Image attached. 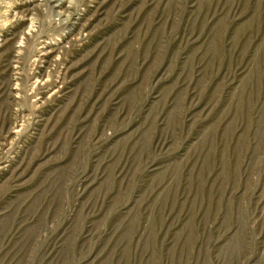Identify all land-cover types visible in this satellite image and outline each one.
I'll list each match as a JSON object with an SVG mask.
<instances>
[{"label": "rangeland", "instance_id": "374dc122", "mask_svg": "<svg viewBox=\"0 0 264 264\" xmlns=\"http://www.w3.org/2000/svg\"><path fill=\"white\" fill-rule=\"evenodd\" d=\"M0 264H264V0H0Z\"/></svg>", "mask_w": 264, "mask_h": 264}]
</instances>
